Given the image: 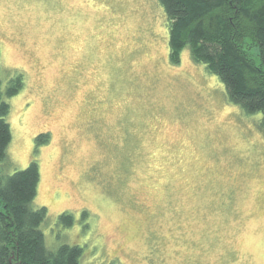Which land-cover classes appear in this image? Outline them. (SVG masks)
I'll return each mask as SVG.
<instances>
[{"label":"rangeland","instance_id":"1","mask_svg":"<svg viewBox=\"0 0 264 264\" xmlns=\"http://www.w3.org/2000/svg\"><path fill=\"white\" fill-rule=\"evenodd\" d=\"M167 24L158 0H0L1 89L24 79L0 173L36 159L46 245L82 264H264L261 115L171 63Z\"/></svg>","mask_w":264,"mask_h":264},{"label":"trees","instance_id":"2","mask_svg":"<svg viewBox=\"0 0 264 264\" xmlns=\"http://www.w3.org/2000/svg\"><path fill=\"white\" fill-rule=\"evenodd\" d=\"M158 1L168 22L169 61L178 63L187 48L192 61L202 63L224 85L228 102L246 114L261 115L257 125L264 134V0ZM1 84L0 77V162L11 140L4 97L20 91L23 74L14 71L3 90ZM48 140L49 132L38 133L34 152ZM39 175L36 159L10 174L0 173V264H82L80 245H46L41 225L47 208L31 206ZM57 222L71 226L72 213L61 212Z\"/></svg>","mask_w":264,"mask_h":264}]
</instances>
